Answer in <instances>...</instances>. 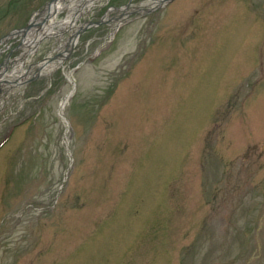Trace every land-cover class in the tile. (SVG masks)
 Returning <instances> with one entry per match:
<instances>
[{
	"label": "rangeland",
	"instance_id": "obj_1",
	"mask_svg": "<svg viewBox=\"0 0 264 264\" xmlns=\"http://www.w3.org/2000/svg\"><path fill=\"white\" fill-rule=\"evenodd\" d=\"M47 1L0 0V65ZM144 1H96L74 25ZM112 22L2 94L0 264H264V0Z\"/></svg>",
	"mask_w": 264,
	"mask_h": 264
},
{
	"label": "bare ground",
	"instance_id": "obj_2",
	"mask_svg": "<svg viewBox=\"0 0 264 264\" xmlns=\"http://www.w3.org/2000/svg\"><path fill=\"white\" fill-rule=\"evenodd\" d=\"M96 1H100V0H86L77 9H75L76 3L75 4L72 3L71 5V3L69 2L68 4H66L63 3L62 0H57L54 3H51L50 6L47 7L48 10L47 13L49 14L52 12L48 24L47 25L44 24V19H40L41 20L40 22L37 21L34 24L35 26H37L39 32H36L37 34L34 35L33 37L24 36L23 42L18 47L20 50L19 56L15 58L7 59L1 63L0 80L7 81L10 79H18V77L22 76L24 73L27 75L32 73H40V72L43 73L46 70H48V68L61 65V61L64 58L69 42L75 40L78 36L77 33L73 31V27L76 26L74 24H76L77 20L81 17V15L84 12L88 11ZM158 1L159 0H148V2L144 1L142 3H139L137 7L142 9L145 7H153L156 3H158ZM120 10L124 14L132 9L127 6V7H123ZM56 12H65V18L62 19L59 23L57 22V20L56 21L54 20ZM108 12H109L108 14L111 13L110 10H108ZM110 17L111 15L109 16V18ZM81 23H86L87 25H89L91 21L84 19ZM64 30L70 32H68L65 36L62 37V33ZM46 36L56 37L55 46L52 47V50H50V52L45 57H43L41 61L37 63L26 64L30 58L29 57L30 54L32 53L34 54L37 51L41 39Z\"/></svg>",
	"mask_w": 264,
	"mask_h": 264
},
{
	"label": "water",
	"instance_id": "obj_3",
	"mask_svg": "<svg viewBox=\"0 0 264 264\" xmlns=\"http://www.w3.org/2000/svg\"><path fill=\"white\" fill-rule=\"evenodd\" d=\"M19 31H21V30H19Z\"/></svg>",
	"mask_w": 264,
	"mask_h": 264
}]
</instances>
